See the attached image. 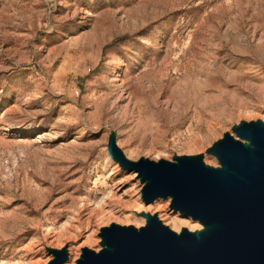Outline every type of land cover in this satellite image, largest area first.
Instances as JSON below:
<instances>
[{
    "label": "rangeland",
    "instance_id": "374dc122",
    "mask_svg": "<svg viewBox=\"0 0 264 264\" xmlns=\"http://www.w3.org/2000/svg\"><path fill=\"white\" fill-rule=\"evenodd\" d=\"M264 129V0H0V264H82L107 232L225 230L130 165L247 182Z\"/></svg>",
    "mask_w": 264,
    "mask_h": 264
},
{
    "label": "water",
    "instance_id": "95a60500",
    "mask_svg": "<svg viewBox=\"0 0 264 264\" xmlns=\"http://www.w3.org/2000/svg\"><path fill=\"white\" fill-rule=\"evenodd\" d=\"M246 136L259 150L245 151L229 142L221 155L247 182L192 163L184 172L166 164L130 165L152 180L146 190L150 201L158 193L172 194L181 213L221 223L225 230L195 240L176 238L158 224L142 235L113 228L107 237L114 253L89 254L82 264H264V129L250 128Z\"/></svg>",
    "mask_w": 264,
    "mask_h": 264
},
{
    "label": "bare ground",
    "instance_id": "6f19581e",
    "mask_svg": "<svg viewBox=\"0 0 264 264\" xmlns=\"http://www.w3.org/2000/svg\"><path fill=\"white\" fill-rule=\"evenodd\" d=\"M181 240H179V243H180Z\"/></svg>",
    "mask_w": 264,
    "mask_h": 264
}]
</instances>
